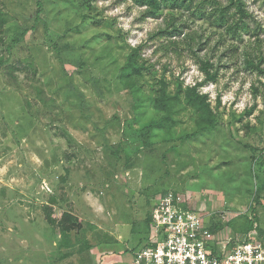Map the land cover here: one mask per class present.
Listing matches in <instances>:
<instances>
[{
	"label": "rangeland",
	"instance_id": "obj_1",
	"mask_svg": "<svg viewBox=\"0 0 264 264\" xmlns=\"http://www.w3.org/2000/svg\"><path fill=\"white\" fill-rule=\"evenodd\" d=\"M243 2L233 38L135 0H0V264H132L169 191L219 242H264V74L243 56L264 70V0ZM201 83L215 128L185 98Z\"/></svg>",
	"mask_w": 264,
	"mask_h": 264
},
{
	"label": "built area",
	"instance_id": "obj_2",
	"mask_svg": "<svg viewBox=\"0 0 264 264\" xmlns=\"http://www.w3.org/2000/svg\"><path fill=\"white\" fill-rule=\"evenodd\" d=\"M179 192L159 198L151 212L149 242L132 264H264V242L250 233L234 245L219 242L202 215Z\"/></svg>",
	"mask_w": 264,
	"mask_h": 264
},
{
	"label": "trees",
	"instance_id": "obj_3",
	"mask_svg": "<svg viewBox=\"0 0 264 264\" xmlns=\"http://www.w3.org/2000/svg\"><path fill=\"white\" fill-rule=\"evenodd\" d=\"M135 2L141 6L147 8V16L155 17L158 15V12L165 9L170 11L176 10H186L193 11L195 16L199 20H208L213 21L216 26L225 28L227 33L235 38L238 35V31L248 29L247 18L250 14L245 10V4L243 0H230L228 5H224L220 0H135ZM39 10L37 12V23H44L42 19L43 13V3L38 1ZM232 9H236V13L231 16L230 12ZM239 16L238 21H231V18H236ZM173 32L181 33L179 29H174ZM244 61L247 70L257 71L260 74H264V70L261 68V65L254 58L253 54L249 50L245 49ZM213 68L212 64L205 62L203 67L204 73L207 77V82L215 81L217 78V73H212ZM204 84H196L194 87H191L185 93V98L187 104L192 108L196 109L201 117L202 123L205 125L215 128L214 113L211 109L210 104L208 103V96L200 92V88ZM81 100H84V97L81 96ZM174 99L167 95L166 90H163V94L160 99H157V108L161 111H165L168 114L172 111ZM170 120V117H166L163 121L167 122ZM160 122L158 125L160 127L164 126V122ZM151 222V217H150ZM61 228L64 234L67 236L75 230L81 229V224H78L74 221L71 214H64L62 218Z\"/></svg>",
	"mask_w": 264,
	"mask_h": 264
}]
</instances>
